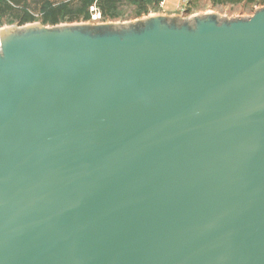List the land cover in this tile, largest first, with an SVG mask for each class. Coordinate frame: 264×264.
<instances>
[{
    "label": "water",
    "instance_id": "water-1",
    "mask_svg": "<svg viewBox=\"0 0 264 264\" xmlns=\"http://www.w3.org/2000/svg\"><path fill=\"white\" fill-rule=\"evenodd\" d=\"M0 264H264V6L0 28Z\"/></svg>",
    "mask_w": 264,
    "mask_h": 264
},
{
    "label": "rangeland",
    "instance_id": "rangeland-1",
    "mask_svg": "<svg viewBox=\"0 0 264 264\" xmlns=\"http://www.w3.org/2000/svg\"><path fill=\"white\" fill-rule=\"evenodd\" d=\"M3 1L0 0V28L36 22L46 26L88 22L91 6L95 3L107 22H129L157 13L182 17L209 12L226 17L247 16L264 6V0H166L164 7L161 5L162 0H117L113 7L105 6L104 0H28L26 5L18 6L17 10L27 11L32 20L20 24L18 12L2 15ZM55 15L60 19L56 24L51 22ZM86 15H89L88 19Z\"/></svg>",
    "mask_w": 264,
    "mask_h": 264
},
{
    "label": "trees",
    "instance_id": "trees-1",
    "mask_svg": "<svg viewBox=\"0 0 264 264\" xmlns=\"http://www.w3.org/2000/svg\"><path fill=\"white\" fill-rule=\"evenodd\" d=\"M104 4L105 6L108 7H113L114 3L117 0H104ZM4 4V12L2 13V15H7V14H16L17 12L19 13V17H20V24H24L27 22H30L32 20V16L27 12V11H18L17 7L21 6V5H26L28 3V0H4L2 2ZM22 13V15H21ZM86 19L89 18V15H86L85 17ZM59 16L55 15L54 17H52L51 22L56 24L59 22Z\"/></svg>",
    "mask_w": 264,
    "mask_h": 264
},
{
    "label": "built area",
    "instance_id": "built-area-1",
    "mask_svg": "<svg viewBox=\"0 0 264 264\" xmlns=\"http://www.w3.org/2000/svg\"><path fill=\"white\" fill-rule=\"evenodd\" d=\"M166 0L161 1L162 7H164ZM90 19L88 22H107L105 19L102 10L97 6V4H93L90 9Z\"/></svg>",
    "mask_w": 264,
    "mask_h": 264
}]
</instances>
